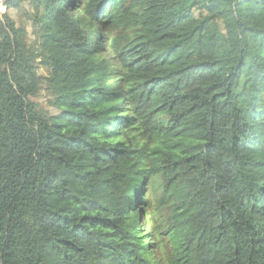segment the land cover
<instances>
[{
	"label": "trees",
	"instance_id": "1",
	"mask_svg": "<svg viewBox=\"0 0 264 264\" xmlns=\"http://www.w3.org/2000/svg\"><path fill=\"white\" fill-rule=\"evenodd\" d=\"M24 2L38 48L0 15V264H264V0Z\"/></svg>",
	"mask_w": 264,
	"mask_h": 264
},
{
	"label": "rangeland",
	"instance_id": "2",
	"mask_svg": "<svg viewBox=\"0 0 264 264\" xmlns=\"http://www.w3.org/2000/svg\"><path fill=\"white\" fill-rule=\"evenodd\" d=\"M4 12H7L9 17L12 20H14L16 26L23 27L25 29L27 42L31 46L38 48L39 46H37V36L34 33L35 27L33 26V23L31 20V15L33 14V9H32L31 4H29L28 2H24V3H21L20 6L17 8L7 9L4 4L0 3V15ZM195 13H197V11ZM74 14H76V11ZM39 73L45 74V70H43L42 67H40ZM48 98L50 101L51 96L49 97L48 93H46L44 90H41L38 93V95L34 97V100L40 103L49 112L54 113L55 110L51 106V103H48ZM148 193H150V191ZM159 194L160 192L157 191V193L152 198V201L154 202L155 207L159 205ZM166 212L167 211L165 208L161 209V214H166Z\"/></svg>",
	"mask_w": 264,
	"mask_h": 264
},
{
	"label": "built area",
	"instance_id": "3",
	"mask_svg": "<svg viewBox=\"0 0 264 264\" xmlns=\"http://www.w3.org/2000/svg\"><path fill=\"white\" fill-rule=\"evenodd\" d=\"M1 1H2V0H1ZM1 1H0V3L4 4V0H3L2 2H1Z\"/></svg>",
	"mask_w": 264,
	"mask_h": 264
}]
</instances>
